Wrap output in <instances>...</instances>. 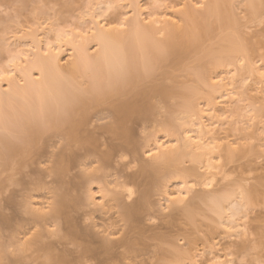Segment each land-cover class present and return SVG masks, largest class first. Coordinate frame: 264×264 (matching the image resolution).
<instances>
[{
	"label": "bare ground",
	"instance_id": "bare-ground-1",
	"mask_svg": "<svg viewBox=\"0 0 264 264\" xmlns=\"http://www.w3.org/2000/svg\"><path fill=\"white\" fill-rule=\"evenodd\" d=\"M198 3L0 0V264H264V0Z\"/></svg>",
	"mask_w": 264,
	"mask_h": 264
},
{
	"label": "rangeland",
	"instance_id": "rangeland-1",
	"mask_svg": "<svg viewBox=\"0 0 264 264\" xmlns=\"http://www.w3.org/2000/svg\"><path fill=\"white\" fill-rule=\"evenodd\" d=\"M8 1V0H7ZM156 2V4L155 5H158L160 8H161V10H165L164 8L166 7V8H168L166 11L168 12V13H172V12H176L177 10H179V9H181V8H183V5H184V3H186V2H192V3H195V2H199L198 3V5H196L195 6V9H197V6H198V8H200V9H197V10H201V3H200V1H203V0H140V4L141 5H143L142 6V9H143V12H142V17H143V19H147V15L146 14H148V12H150L151 11V9H153V7H154V2ZM183 4V5H182ZM19 5V4H18ZM153 5V6H152ZM201 6V7H200ZM6 6H1L0 5V13H2L1 14V16L2 15H4L5 13V10H7V7L5 8ZM156 7V6H155ZM5 9V10H4ZM2 11H4V12H2ZM152 11H154V10H152ZM254 40H259V42H261V43H263L264 44V35H258V37L256 38V39H254ZM253 40V41H254ZM260 74L261 75H259L258 76V78H259V84L258 85H256L255 83L253 84H251V86L249 85L248 87H249V92H247L248 93V95H251V96H253V95H255V97H257L258 96V98L259 97H263L264 96V70L263 71H261L260 72ZM179 80H181L180 78H179ZM177 81H178V79H177ZM182 81V80H181ZM180 82V81H179ZM247 87V88H248ZM256 88L258 89L257 91H256ZM258 91H259V94H258ZM262 91V92H261ZM257 95V96H256ZM264 100V99H263ZM219 102H218V106L219 107H223V105L225 104V103H221L220 102V100H218ZM226 105H228V106H231L233 109H235L236 108V105H239V104H233V105H231V104H229V103H226L225 105H224V107L226 106ZM217 106V107H218ZM237 107H239V106H237ZM204 109V108H203ZM216 116H219V118L220 119H223V118H226L227 116H228V114H225L224 116H221V113H217L216 114ZM226 127V126H225ZM224 127V128H225ZM160 137L161 136H163L162 135V133H160V134H158Z\"/></svg>",
	"mask_w": 264,
	"mask_h": 264
}]
</instances>
